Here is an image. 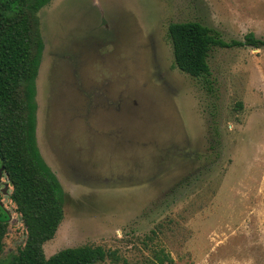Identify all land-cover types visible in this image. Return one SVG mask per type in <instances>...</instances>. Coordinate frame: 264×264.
I'll list each match as a JSON object with an SVG mask.
<instances>
[{
    "label": "rangeland",
    "instance_id": "374dc122",
    "mask_svg": "<svg viewBox=\"0 0 264 264\" xmlns=\"http://www.w3.org/2000/svg\"><path fill=\"white\" fill-rule=\"evenodd\" d=\"M37 17L36 141L64 212L45 256L99 245L114 256L96 264H264V46L214 47L196 78L168 33L196 20L264 39V0H50ZM3 185L8 259L26 230Z\"/></svg>",
    "mask_w": 264,
    "mask_h": 264
},
{
    "label": "trees",
    "instance_id": "16d2710c",
    "mask_svg": "<svg viewBox=\"0 0 264 264\" xmlns=\"http://www.w3.org/2000/svg\"><path fill=\"white\" fill-rule=\"evenodd\" d=\"M49 2L0 0V163L10 184L9 199L26 230L23 246L3 259L7 223L0 219V264H96L114 256L99 245L66 247L49 257L44 253V243L54 237L64 216L60 184L36 141L35 81L44 49L37 13ZM168 33L175 65L196 78L209 76L214 47L264 46L253 32L227 41L196 20L172 22Z\"/></svg>",
    "mask_w": 264,
    "mask_h": 264
},
{
    "label": "flooded vegetation",
    "instance_id": "af4514ba",
    "mask_svg": "<svg viewBox=\"0 0 264 264\" xmlns=\"http://www.w3.org/2000/svg\"><path fill=\"white\" fill-rule=\"evenodd\" d=\"M0 165H1V163H0ZM2 173H5V172L3 171ZM1 181H2V176H0V184H1ZM7 193H8L7 192V185L6 186L3 185L2 188L0 187V207H1V204L4 200L3 197L6 196Z\"/></svg>",
    "mask_w": 264,
    "mask_h": 264
},
{
    "label": "water",
    "instance_id": "95a60500",
    "mask_svg": "<svg viewBox=\"0 0 264 264\" xmlns=\"http://www.w3.org/2000/svg\"><path fill=\"white\" fill-rule=\"evenodd\" d=\"M4 171V167H3V165H0V176H3V175H5L6 176V174L5 173H2ZM7 178V177H6ZM8 180V179H7Z\"/></svg>",
    "mask_w": 264,
    "mask_h": 264
}]
</instances>
